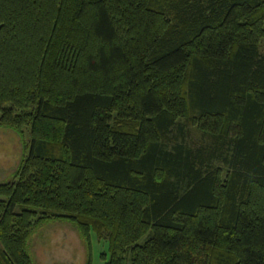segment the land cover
Returning <instances> with one entry per match:
<instances>
[{"label":"trees","instance_id":"16d2710c","mask_svg":"<svg viewBox=\"0 0 264 264\" xmlns=\"http://www.w3.org/2000/svg\"><path fill=\"white\" fill-rule=\"evenodd\" d=\"M0 125V264L54 219L86 264H264V0H0Z\"/></svg>","mask_w":264,"mask_h":264},{"label":"rangeland","instance_id":"374dc122","mask_svg":"<svg viewBox=\"0 0 264 264\" xmlns=\"http://www.w3.org/2000/svg\"><path fill=\"white\" fill-rule=\"evenodd\" d=\"M191 137L199 141V134L193 130ZM28 138L27 130L22 136L15 129L0 125V182L12 177L25 152L24 144ZM86 247L76 227L60 219L38 225L28 243L34 264H86ZM103 251H107V241L91 233L90 264H104L101 258Z\"/></svg>","mask_w":264,"mask_h":264}]
</instances>
